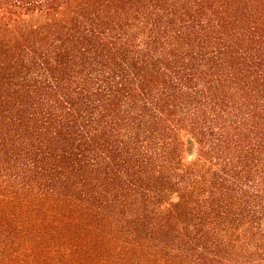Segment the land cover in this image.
Instances as JSON below:
<instances>
[{"label":"trees","instance_id":"trees-1","mask_svg":"<svg viewBox=\"0 0 264 264\" xmlns=\"http://www.w3.org/2000/svg\"><path fill=\"white\" fill-rule=\"evenodd\" d=\"M0 141V264H264V0H0Z\"/></svg>","mask_w":264,"mask_h":264},{"label":"rangeland","instance_id":"rangeland-1","mask_svg":"<svg viewBox=\"0 0 264 264\" xmlns=\"http://www.w3.org/2000/svg\"><path fill=\"white\" fill-rule=\"evenodd\" d=\"M0 142H2V141H0ZM19 161L20 160H18V155H15L14 157H13V159L12 160H9V159H7V158H5V157H1L0 158V170L2 171V170H6V171H8V172H10V171H12V169H14L15 168V166H17V165H19ZM41 201H39V204H40V206H41ZM8 206V205H7ZM0 208H3L2 207V205L0 204ZM9 208H13V209H15V211H16V209H17V202H16V204H13L12 206H9ZM42 208L43 209H45V206L43 205L42 206ZM46 210H48V209H46ZM44 213H45V215H46V211H44ZM44 217V215H41V218H43ZM20 220V219H19ZM12 226L10 227V229H9V231H10V237H12L14 234H16L18 231L17 230H15V229H17V227L15 226V224L13 225V224H11ZM45 225H47V224H45ZM44 225V226H45ZM16 227V228H15ZM101 227H103L104 228V226H101ZM81 228V227H80ZM80 228H77L76 229V231H74V239H77L78 237H83V231H82V229H80ZM103 228H100V229H98L97 231H96V234L95 235H97L98 236V234L99 233H102V231H104L103 230ZM3 231V229H2V227H1V225H0V234H1V232ZM63 231V230H62ZM64 232V231H63ZM105 232V231H104ZM65 233V232H64ZM19 234V233H18ZM68 235H70V234H68ZM102 235V234H101ZM72 236V235H71ZM70 236V237H71ZM88 236H85V238L84 239H86ZM72 239V238H71ZM113 240V239H112ZM78 241H79V239H78ZM98 241H100V239L98 240ZM105 242H106V244L107 245H111V246H114L115 245V243H114V241L113 242H110L111 240L110 239H108V240H104ZM80 242V241H79ZM85 242H87V241H84L83 243H85ZM56 244H58V243H56ZM74 248H77V247H74ZM99 248V247H98ZM96 251L94 252L95 254H93L92 255V259H89V260H87V261H80L77 257H78V255H76V256H74L75 257V260H77V261H74L73 263L74 264H81V263H83V264H95V263H98V264H105V260H107V259H104L105 258V255H106V253H103L102 251H101V249H97V247L96 248H94ZM10 252V249H8L7 251H6V253H9ZM38 254H40V256H41V258H43L46 254H47V251H44V250H38ZM41 258H40V260H41ZM42 261V260H41ZM57 260H55L54 262H52V260H49L48 261V263L47 264H51V263H53V264H65L63 261H61V262H56Z\"/></svg>","mask_w":264,"mask_h":264}]
</instances>
